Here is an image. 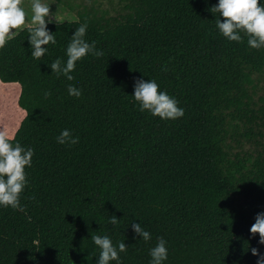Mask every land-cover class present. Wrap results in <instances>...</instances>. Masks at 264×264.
<instances>
[{
	"label": "trees",
	"instance_id": "1",
	"mask_svg": "<svg viewBox=\"0 0 264 264\" xmlns=\"http://www.w3.org/2000/svg\"><path fill=\"white\" fill-rule=\"evenodd\" d=\"M217 2L85 6L76 21L48 24L56 43L39 59L28 27L0 48V130L35 150L23 211L0 207V264H96L97 233L125 241L120 264H149L159 237L164 264H257L252 249L264 255V244L249 229L264 212V48L227 40L209 11ZM83 22L103 55L78 61L68 81L49 65L67 59ZM140 78L174 96L183 117L140 111ZM64 128L79 142L57 143Z\"/></svg>",
	"mask_w": 264,
	"mask_h": 264
},
{
	"label": "clouds",
	"instance_id": "2",
	"mask_svg": "<svg viewBox=\"0 0 264 264\" xmlns=\"http://www.w3.org/2000/svg\"><path fill=\"white\" fill-rule=\"evenodd\" d=\"M51 5L43 0H31L30 13L26 12L22 0H0V48H3L9 39L16 35L26 23L31 56L35 59L43 57L49 49L46 47L56 43L55 34L48 24L58 21ZM209 11L216 16L215 25L219 32L229 41L240 42L247 36V45L253 49L264 48V0H218ZM221 17L224 19L222 20ZM87 22L80 23L71 36L67 47L66 57L54 59L49 65L52 74L63 75L68 81L74 80L72 75L78 61L91 54L99 57L102 50L96 47V42L86 39ZM14 30V31H13ZM243 33V35H242ZM67 91L70 96L79 98L82 89L74 84H68ZM45 92V95H50ZM139 105L140 111H148L153 116L165 120H175L183 117L184 109L179 106V101L161 89L155 79L140 78L134 83L131 95ZM56 141L59 144L74 145L79 142V137L74 136L70 129L60 130ZM35 150L23 146L19 140L13 142L6 131L0 130V207H11L23 211L20 198L28 184L26 168H30ZM119 220L115 215L110 217V222L116 224ZM133 232L149 241L151 233L141 223H131ZM250 233L260 235V242L264 244V212L257 213L255 222L249 229ZM91 241L99 248L96 264H111L115 261L120 264V253L126 252L128 246L125 241L113 243L110 236L91 234ZM257 255V264H264V255H259L257 249H252ZM151 259L149 264H164L168 259L167 241L163 237L157 239L154 247L150 248Z\"/></svg>",
	"mask_w": 264,
	"mask_h": 264
},
{
	"label": "rangeland",
	"instance_id": "3",
	"mask_svg": "<svg viewBox=\"0 0 264 264\" xmlns=\"http://www.w3.org/2000/svg\"><path fill=\"white\" fill-rule=\"evenodd\" d=\"M43 2L51 5V11L55 12V18L58 23L73 22L78 20L77 12L85 6L90 8L102 9L112 14L118 11L121 7L120 0H63L62 3H59L57 0H43ZM22 4L25 7L26 12L30 13L31 0H22ZM70 7H73L75 9V12H71L69 10ZM53 21V23H57L55 22L54 18ZM26 27H29L27 23V17L25 25L20 29L15 30L16 35Z\"/></svg>",
	"mask_w": 264,
	"mask_h": 264
}]
</instances>
